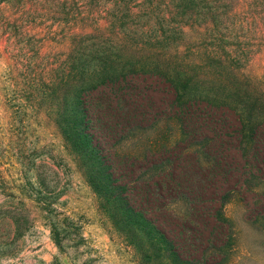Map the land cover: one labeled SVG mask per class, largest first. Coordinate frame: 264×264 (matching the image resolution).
Here are the masks:
<instances>
[{"label": "trees", "instance_id": "trees-1", "mask_svg": "<svg viewBox=\"0 0 264 264\" xmlns=\"http://www.w3.org/2000/svg\"><path fill=\"white\" fill-rule=\"evenodd\" d=\"M259 62L264 0H0V188L13 184L2 177L10 154L24 163L50 158L44 132L54 129L138 264H229V192L215 181L201 188L198 176L177 177L174 167L161 182L144 174L139 183L111 167L107 146L148 121L149 113L137 115L138 97L148 91L153 109L162 86L154 112L169 93L175 103L203 104L209 122L185 125V136L222 158L219 176L234 174L236 187L240 172L261 177ZM248 158L256 167L241 163ZM29 165L36 184L52 193L51 169ZM187 202L196 207L191 215L180 208ZM50 226L62 249L61 227Z\"/></svg>", "mask_w": 264, "mask_h": 264}, {"label": "rangeland", "instance_id": "rangeland-1", "mask_svg": "<svg viewBox=\"0 0 264 264\" xmlns=\"http://www.w3.org/2000/svg\"><path fill=\"white\" fill-rule=\"evenodd\" d=\"M254 72L264 82V62H259ZM158 89L160 93L153 94V109L147 104L150 93L141 90L137 115L149 113L148 121L135 123L126 139L111 149L115 141L110 139L109 164L139 183L146 182L144 174L153 182H161L173 167L177 177L198 176L201 188H210L215 181L222 192H229L224 206L234 243L229 264H264V173L249 177V172L243 170L238 187L234 174L219 176L222 158L213 154L206 142L185 136L186 126L209 122L210 118H201L203 104L193 100L175 103L169 93L167 104L156 113L160 94L167 90L162 86ZM258 128L264 140V126ZM44 133L54 150L46 161L31 158L24 163L16 153L4 160L2 177L13 184L0 188V264H138L135 253L100 211L95 195L57 132L52 129ZM253 149L248 157L253 156ZM248 159L249 163L245 159L241 163L256 167V162ZM33 164L51 169L54 183L48 189L52 193L43 192L36 184L37 175L28 172L26 167ZM180 208L190 215L196 209L190 202ZM52 223L61 227L62 249L55 243L58 236L52 234Z\"/></svg>", "mask_w": 264, "mask_h": 264}]
</instances>
